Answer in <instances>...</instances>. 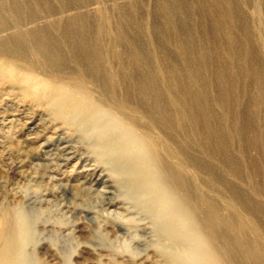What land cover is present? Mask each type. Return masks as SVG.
I'll return each mask as SVG.
<instances>
[{
	"label": "bare ground",
	"instance_id": "obj_1",
	"mask_svg": "<svg viewBox=\"0 0 264 264\" xmlns=\"http://www.w3.org/2000/svg\"><path fill=\"white\" fill-rule=\"evenodd\" d=\"M61 1L73 13L39 19L0 0V86L89 139L150 215L166 264H264V69L234 1L156 0L150 50L138 12L85 18ZM9 221L0 264H36Z\"/></svg>",
	"mask_w": 264,
	"mask_h": 264
},
{
	"label": "rangeland",
	"instance_id": "obj_2",
	"mask_svg": "<svg viewBox=\"0 0 264 264\" xmlns=\"http://www.w3.org/2000/svg\"><path fill=\"white\" fill-rule=\"evenodd\" d=\"M69 1L85 18L124 21L129 17L121 16L119 6L134 17L138 12L139 18L147 19L139 37L152 49L150 18H162L155 11L156 0ZM233 1L240 23L237 32L250 31L249 43L264 69V0ZM21 2L39 19L66 18L74 11L63 9L61 0H48L51 12L37 6L38 0ZM186 2L190 6L191 0ZM3 12L5 18L16 17L9 8ZM129 25L130 33L137 35L135 25ZM9 219L23 228V255L36 264H166L165 240L150 215L120 186L89 139L4 84L0 86L3 236L9 233Z\"/></svg>",
	"mask_w": 264,
	"mask_h": 264
}]
</instances>
